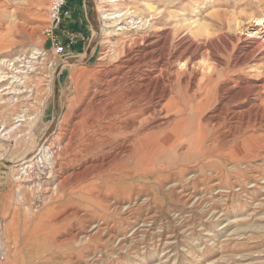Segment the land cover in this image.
<instances>
[{
	"label": "rangeland",
	"instance_id": "rangeland-1",
	"mask_svg": "<svg viewBox=\"0 0 264 264\" xmlns=\"http://www.w3.org/2000/svg\"><path fill=\"white\" fill-rule=\"evenodd\" d=\"M105 1L83 0L77 12L85 18L79 26L57 31L66 45V51L57 55L47 32L48 0H0V74L4 60L10 59L13 75L26 79L25 87H16L20 83L15 77L5 76L0 83V124L10 129L0 140L2 264H264V195L253 198L255 191H264L258 179L264 176V130L238 137L234 145H240V151L236 148L219 156L215 148L210 149L205 165L197 162L204 155L189 151L186 144L158 155L147 149L144 154L156 170L151 177H129L123 186H114L117 191L124 187V212L114 210L111 203L116 197L112 202L94 197L111 182L99 179L95 172L69 177L58 191L69 155L55 161L56 174H45L41 167L51 152L41 156L37 167L30 162L44 145L46 150L48 143L64 144L61 135L88 89L98 85L99 78L124 56L132 39L148 30H138L139 23L130 30L120 28L130 20L129 14L137 15V21L150 14L144 0ZM168 1L148 0L154 12L163 10L167 19L170 11L179 14L181 21L189 19L199 8L197 18L215 23L211 19L215 10L220 19L240 22L237 33L250 30L259 20L264 23V0H178L181 5L174 7ZM109 8L126 12L124 23L107 18L104 10ZM69 32L78 36L72 43ZM79 45H89L85 55L77 54ZM32 53L36 58L30 57ZM27 68L31 73L22 74ZM202 137L200 133L196 141H203ZM29 165L36 169L24 173ZM127 169L134 167L129 164ZM162 173L171 175L160 178ZM192 174L195 177L189 178ZM239 204L246 209L233 213ZM90 224L97 226L91 229Z\"/></svg>",
	"mask_w": 264,
	"mask_h": 264
},
{
	"label": "bare ground",
	"instance_id": "bare-ground-1",
	"mask_svg": "<svg viewBox=\"0 0 264 264\" xmlns=\"http://www.w3.org/2000/svg\"><path fill=\"white\" fill-rule=\"evenodd\" d=\"M115 1L121 0L105 2L110 4ZM180 1L169 0L168 3L174 7L181 5ZM142 3L148 7L150 14L140 17V21L136 20L137 15H130L129 11L127 18L130 20L126 22V18L121 20L126 12H115L110 8L104 10H108L105 16L116 19L118 24L125 21L120 27L122 29L132 28L139 23L138 30L139 27L148 30L138 34L135 37L137 40L132 39L124 56L99 78L98 85L94 84L88 89L81 108L72 115L71 122L61 135L64 144L48 143L46 150L44 145L30 161L36 166L45 152H51L46 162L42 160L40 165L45 174H51L55 161L63 155H69L68 168H64L67 173L59 179L58 191L67 184L69 177L95 172L99 179L104 178L106 183L111 181L114 185L111 182L105 184L104 192H98L94 197L104 202H110L112 196L116 197L111 204L114 210L122 212L127 209L123 201L124 187L117 191L114 186H123L124 179L129 177H151L150 174L156 170L150 166L151 160L144 154L147 149L158 155L166 149L173 150L179 144H186L189 151L204 155L197 162L205 165L210 149L215 148L219 156L231 153L236 148L240 151V145H234L238 137L250 131L264 130V23L259 20L250 30L237 33L236 19H233L236 22L228 17L220 19V14H216L215 10L214 14L209 12L215 23L226 26L227 30L224 31V27H216L214 22L197 18L195 14L202 12L199 8L189 19L183 17L181 21L177 13L170 11L167 19L163 10L155 13V7L148 0ZM173 19L176 23L172 22ZM33 53L30 57L36 58L37 55ZM17 59L20 62L22 58ZM21 61L26 62L23 59ZM11 64L4 60L0 83L7 77V71L13 70ZM14 64L16 66L17 63ZM29 68L27 71L23 69L21 73H31ZM253 71L257 72V77L252 76ZM13 77L20 83L16 87H21L26 80L22 81L24 76L21 74ZM16 90L15 94L21 92L19 88ZM9 131L0 124V140ZM212 132L213 138L210 136ZM200 133L203 134V141L197 142ZM75 163L80 166L70 167ZM129 164L133 165V170L127 169ZM34 166H26L24 173H31L36 169ZM124 169L129 172L126 173ZM115 173L119 175L115 176ZM20 175L22 177V173ZM169 175L171 173H162L159 177L168 178ZM194 177L192 174L189 178ZM258 179L264 184L263 174ZM95 187L91 190L94 194ZM260 195H264V191L259 189L253 198ZM245 207V204H239L233 213ZM104 210L107 211L108 207L104 206ZM62 218L58 223L62 222ZM90 225L91 229L97 226ZM2 259L1 251L0 264Z\"/></svg>",
	"mask_w": 264,
	"mask_h": 264
},
{
	"label": "built area",
	"instance_id": "built-area-1",
	"mask_svg": "<svg viewBox=\"0 0 264 264\" xmlns=\"http://www.w3.org/2000/svg\"><path fill=\"white\" fill-rule=\"evenodd\" d=\"M69 0H48V27L47 32L50 36L52 43V49L55 54H63L66 51V45L62 41V39L57 35V31L61 28V24L64 21L65 17L69 15V9H67V4ZM71 34V43L75 41V39L78 37L73 32ZM8 63L10 60H7ZM13 64V63H12ZM12 64L10 65V68H12ZM13 70L10 69L7 73V77L10 76L13 77Z\"/></svg>",
	"mask_w": 264,
	"mask_h": 264
},
{
	"label": "crops",
	"instance_id": "crops-1",
	"mask_svg": "<svg viewBox=\"0 0 264 264\" xmlns=\"http://www.w3.org/2000/svg\"><path fill=\"white\" fill-rule=\"evenodd\" d=\"M69 15L65 17L64 21L61 24V29H66V28H76V26L78 27L80 22L83 20V16L82 14H78V10L81 9V7H83V0H75L72 4L71 0L69 3ZM78 45V44H77ZM89 50V45L88 46H77L76 47V52L79 55H85L86 52Z\"/></svg>",
	"mask_w": 264,
	"mask_h": 264
},
{
	"label": "trees",
	"instance_id": "trees-1",
	"mask_svg": "<svg viewBox=\"0 0 264 264\" xmlns=\"http://www.w3.org/2000/svg\"><path fill=\"white\" fill-rule=\"evenodd\" d=\"M70 1V0H69Z\"/></svg>",
	"mask_w": 264,
	"mask_h": 264
}]
</instances>
